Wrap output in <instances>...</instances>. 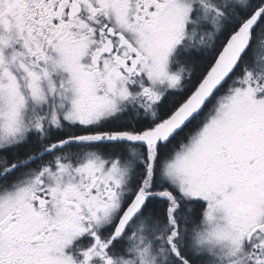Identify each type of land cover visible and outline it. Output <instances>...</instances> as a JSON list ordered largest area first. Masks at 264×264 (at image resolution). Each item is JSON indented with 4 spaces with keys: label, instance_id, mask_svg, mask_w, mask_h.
Segmentation results:
<instances>
[{
    "label": "snow or ice",
    "instance_id": "obj_1",
    "mask_svg": "<svg viewBox=\"0 0 264 264\" xmlns=\"http://www.w3.org/2000/svg\"><path fill=\"white\" fill-rule=\"evenodd\" d=\"M0 264H264V0H0Z\"/></svg>",
    "mask_w": 264,
    "mask_h": 264
}]
</instances>
